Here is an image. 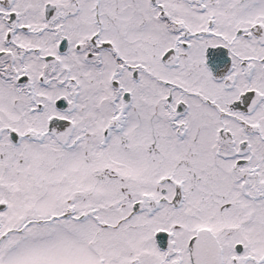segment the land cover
Masks as SVG:
<instances>
[{
  "label": "snow or ice",
  "instance_id": "6c2138e0",
  "mask_svg": "<svg viewBox=\"0 0 264 264\" xmlns=\"http://www.w3.org/2000/svg\"><path fill=\"white\" fill-rule=\"evenodd\" d=\"M0 264H264V0H0Z\"/></svg>",
  "mask_w": 264,
  "mask_h": 264
}]
</instances>
